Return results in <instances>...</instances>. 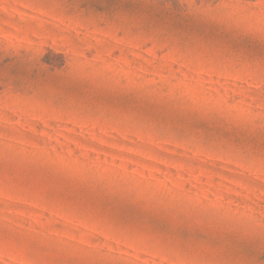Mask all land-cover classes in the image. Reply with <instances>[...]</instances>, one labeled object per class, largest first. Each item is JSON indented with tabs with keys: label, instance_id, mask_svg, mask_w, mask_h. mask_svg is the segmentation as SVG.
Returning a JSON list of instances; mask_svg holds the SVG:
<instances>
[{
	"label": "rangeland",
	"instance_id": "1",
	"mask_svg": "<svg viewBox=\"0 0 264 264\" xmlns=\"http://www.w3.org/2000/svg\"><path fill=\"white\" fill-rule=\"evenodd\" d=\"M0 264H264V0H0Z\"/></svg>",
	"mask_w": 264,
	"mask_h": 264
}]
</instances>
